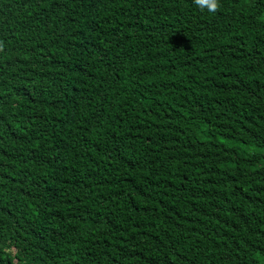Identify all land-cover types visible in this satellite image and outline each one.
Instances as JSON below:
<instances>
[{
	"label": "trees",
	"instance_id": "16d2710c",
	"mask_svg": "<svg viewBox=\"0 0 264 264\" xmlns=\"http://www.w3.org/2000/svg\"><path fill=\"white\" fill-rule=\"evenodd\" d=\"M0 0V264H264V0Z\"/></svg>",
	"mask_w": 264,
	"mask_h": 264
},
{
	"label": "clouds",
	"instance_id": "9594fccd",
	"mask_svg": "<svg viewBox=\"0 0 264 264\" xmlns=\"http://www.w3.org/2000/svg\"><path fill=\"white\" fill-rule=\"evenodd\" d=\"M195 4L202 10L207 8L211 13H215L220 7L219 0H195Z\"/></svg>",
	"mask_w": 264,
	"mask_h": 264
}]
</instances>
